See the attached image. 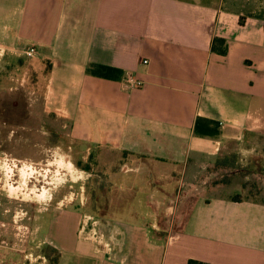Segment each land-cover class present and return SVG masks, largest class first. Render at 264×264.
<instances>
[{"label":"crops","instance_id":"0c3cea01","mask_svg":"<svg viewBox=\"0 0 264 264\" xmlns=\"http://www.w3.org/2000/svg\"><path fill=\"white\" fill-rule=\"evenodd\" d=\"M28 47L48 67L28 120L108 187L0 201V264H50L44 247L52 264H264V201L213 170L264 169V0H0V60Z\"/></svg>","mask_w":264,"mask_h":264},{"label":"rangeland","instance_id":"374dc122","mask_svg":"<svg viewBox=\"0 0 264 264\" xmlns=\"http://www.w3.org/2000/svg\"><path fill=\"white\" fill-rule=\"evenodd\" d=\"M31 48L34 47L25 49L20 59L0 60V201H86L95 191L104 193L108 187L104 175L78 171L57 151L55 136H45L39 126L28 120L31 103L38 102L45 86L48 68L46 65L42 72L35 53L27 55ZM237 158L233 154L222 160L213 169L217 172L214 181L233 182L231 189L240 192L237 199L264 201L263 167L252 162L244 165ZM142 194L141 191L139 196ZM26 213L18 207L8 215L19 221ZM38 254L52 264L56 252L52 247H44ZM19 258L24 259V254ZM35 259L36 256L32 258Z\"/></svg>","mask_w":264,"mask_h":264},{"label":"trees","instance_id":"16d2710c","mask_svg":"<svg viewBox=\"0 0 264 264\" xmlns=\"http://www.w3.org/2000/svg\"><path fill=\"white\" fill-rule=\"evenodd\" d=\"M212 50L218 51L220 54H226L227 53V44L224 40L214 39V42L212 44ZM188 264H208V263H203V262H199L196 260H190L188 262Z\"/></svg>","mask_w":264,"mask_h":264},{"label":"built area","instance_id":"2783aa9c","mask_svg":"<svg viewBox=\"0 0 264 264\" xmlns=\"http://www.w3.org/2000/svg\"><path fill=\"white\" fill-rule=\"evenodd\" d=\"M34 53H35L34 48H31L27 51L28 56H33ZM144 63H147V60H144ZM124 82H125V85H127L128 87H133V88L139 87L141 84L140 82L136 81L132 77H127Z\"/></svg>","mask_w":264,"mask_h":264}]
</instances>
